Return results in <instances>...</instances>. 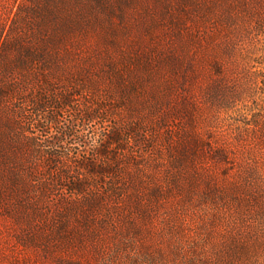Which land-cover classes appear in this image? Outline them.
<instances>
[{
  "label": "rangeland",
  "instance_id": "374dc122",
  "mask_svg": "<svg viewBox=\"0 0 264 264\" xmlns=\"http://www.w3.org/2000/svg\"><path fill=\"white\" fill-rule=\"evenodd\" d=\"M0 264H264V0H0Z\"/></svg>",
  "mask_w": 264,
  "mask_h": 264
},
{
  "label": "trees",
  "instance_id": "16d2710c",
  "mask_svg": "<svg viewBox=\"0 0 264 264\" xmlns=\"http://www.w3.org/2000/svg\"><path fill=\"white\" fill-rule=\"evenodd\" d=\"M58 101L59 102H57V103H60L61 102V105H65V104L67 105V101H70V99L67 98V97L66 98L60 97L58 99ZM39 106L42 107L43 104H39ZM90 117H93V113L90 116H88V118H90ZM117 138H118V134L117 133H114V139H117ZM87 164L89 166L88 171L93 172L94 163L93 162H87ZM83 185H84V183H82V181H77L74 178V180L72 182H69V184L67 185L68 186L67 188L74 189V190H80V189H82Z\"/></svg>",
  "mask_w": 264,
  "mask_h": 264
}]
</instances>
